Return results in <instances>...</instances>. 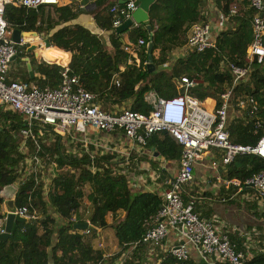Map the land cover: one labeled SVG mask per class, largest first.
I'll return each mask as SVG.
<instances>
[{"label":"trees","instance_id":"obj_1","mask_svg":"<svg viewBox=\"0 0 264 264\" xmlns=\"http://www.w3.org/2000/svg\"><path fill=\"white\" fill-rule=\"evenodd\" d=\"M99 7L91 10L96 25L107 32V42L96 32L79 23H70L79 11L69 3H42L37 7H26L6 3L4 17L9 27L21 30H36L48 34L51 46L69 52V71L79 75L80 82L95 92L96 101L104 109L115 106L126 107L148 113L152 106L144 94L149 89L161 96H170L184 90L181 75L197 79L188 92L194 96L213 95L220 103L219 93L231 87V102L228 107L237 113L227 117L226 128L234 142L254 145L264 134V54L262 61L256 58L245 78L232 84V74L224 65L232 60L244 65L247 45L252 39L251 18L254 8L249 0H212L217 11L226 17L215 34L213 46L201 51L186 49L173 56L172 49L183 45L186 33L194 21L210 19L207 0H154L148 14L151 35L139 23L118 33L111 24L109 7L119 0H94ZM106 3V4H105ZM237 11L229 14L232 4ZM53 6L57 22L50 13L43 12V5ZM264 17V9L262 11ZM46 21V26L42 23ZM128 38L124 37V35ZM145 42L137 46L136 55L126 62L130 42L138 37ZM151 41L155 68H146L147 43ZM264 45V34L262 38ZM17 53L20 66L9 67L7 80H27L40 86L54 87L60 80L62 66L44 59L36 60L33 51L26 52V46ZM28 56L34 75L30 77L24 57ZM120 65H123L121 68ZM117 72L119 84L109 87V80ZM251 96L258 110L237 104L238 98ZM110 110V109H109ZM229 114V113H228ZM25 125L22 114L0 104V191L7 184L16 186L15 204H30V209H41V214L24 220H14L11 238H0V264H211L191 257L179 260L168 252H159L154 260L146 262L149 254L146 246L138 243L131 249V243L142 234L143 221L153 214L161 202V196L152 190L131 188L126 172L116 151H95L84 149L70 152L62 148L63 139L58 133L50 146L40 139L42 150L51 152L56 167L68 165L65 170L57 169L50 177L51 184L43 186L41 170L26 172L24 157L33 149L31 139H26L27 151H22L20 128ZM67 138L65 135L63 138ZM145 146L158 151L166 158H179L181 144L167 130H155L147 138ZM47 151V152H48ZM264 167V158L250 152L238 153L226 164V176L243 180ZM37 180V182H36ZM91 203L89 220L92 227L88 233L74 227L77 210L84 197V186ZM29 190L30 193H29ZM30 196V199H29ZM4 198L0 196V217ZM56 212V216L52 215ZM112 227L119 249L111 256H105L103 249L90 239L98 234V228ZM127 250L120 262H114ZM108 259V260H107ZM212 264H223L215 261ZM247 264H264V252L249 259Z\"/></svg>","mask_w":264,"mask_h":264},{"label":"built area","instance_id":"obj_2","mask_svg":"<svg viewBox=\"0 0 264 264\" xmlns=\"http://www.w3.org/2000/svg\"><path fill=\"white\" fill-rule=\"evenodd\" d=\"M58 2L59 0H0V104L16 110L24 118L25 125L20 128L22 139L19 148L27 151V138L33 143V149L24 157L26 172L42 171L46 157L41 154L40 139L47 129L60 136L70 135L72 139L80 140L85 149L88 144H95L97 141V137L89 133L90 129L104 133L120 131L132 143L141 146H145L148 136L153 131L167 130L181 144L178 158L179 168L176 174L167 180L160 194L159 207L144 219V230L140 237L131 243L129 249L141 243L149 252H152L155 248L164 246L171 231L175 230L177 239L166 244L164 252L170 253L179 260L193 258L192 254H194L195 260L201 259L211 264L217 260L223 264H247L246 254L236 247L228 234L218 230L211 219L200 217L193 209V201L185 200L182 195L183 185L193 180L194 164L202 158L204 150L220 149L222 165L228 164L238 153L243 152L254 153L264 158V134L259 136L254 145L234 142L229 137L226 124L228 107L231 102V87L219 93L220 103L218 104L213 95L197 97L189 93V87L193 86L197 80L188 75H181L184 90L180 93L161 96L153 89L145 92L144 97L151 104L152 109L144 113L126 107L118 110H107L101 107L96 101V93L83 86L78 74L70 73V58L64 64L56 62L62 68L60 69V80L54 87L40 86L27 80H7L6 74L11 57L22 51V46H26L30 40L26 39L25 35H21L18 42L12 39V28L9 27L4 17L5 4L37 7L42 3ZM86 4L80 2L79 8H87ZM137 4L138 0L113 3L108 9L111 13L110 25L115 28L126 18H131L132 11ZM249 4L254 8V13L251 18L252 39L247 45L244 56L246 63L240 65L232 60H225L224 63L232 74V84L245 78L253 59L256 58L260 62L264 54L262 42L264 0H249ZM236 11L237 4L234 3L229 8V14ZM134 25H136L135 22L130 27ZM103 31L104 29L100 28L96 33L101 34ZM215 34L209 20L194 21L187 32L184 51L186 49L201 51L213 46ZM144 42V38L140 36L130 42L126 57L127 63H130L136 55L137 46L139 47ZM36 44L37 48L43 46L45 42L41 37V41H37ZM39 57L49 62L43 55L39 54ZM120 67L122 68L123 65ZM118 84L119 75L115 72L109 80V87ZM208 100L210 106L206 105ZM237 104L249 106L252 112L258 110V105L251 96L238 98ZM107 150L110 148H105L101 152ZM51 163L55 170L69 167L68 165L56 167V161ZM212 164L215 166L216 162L213 161ZM53 174L54 172H51L46 179H43L44 187L51 184L50 177ZM223 182L228 185L249 187L258 196L264 197V167L243 180L226 176ZM29 206H31L29 203L15 204L11 211L26 218H32L37 215V208L30 209ZM7 210L0 217V232L4 230ZM89 214L90 210L86 209L85 217L82 219L91 224ZM89 228L91 227L83 230L88 233ZM98 245H102L101 242H98Z\"/></svg>","mask_w":264,"mask_h":264},{"label":"crops","instance_id":"obj_3","mask_svg":"<svg viewBox=\"0 0 264 264\" xmlns=\"http://www.w3.org/2000/svg\"><path fill=\"white\" fill-rule=\"evenodd\" d=\"M80 2L87 3L86 6L88 7L85 10L79 11L77 16L68 22L79 23L93 32H98L100 27L96 25L93 14L91 13L92 9L99 7L95 4L94 0H59L58 3L73 4L74 8L78 9ZM207 8L210 13L209 21H212L211 25L215 33L223 24L220 23L221 18L220 20L217 19L219 17L217 16L218 11L217 7L214 5V1L210 0L207 4ZM224 22L226 24L227 21ZM101 34L102 39L107 42V32L103 31ZM124 37L128 38L127 34ZM185 45L186 37L183 45H178L174 47L173 50H176L175 48H185ZM52 48H54V46ZM39 49L33 51L36 60L40 59L39 54L43 55V53L39 52ZM48 53L50 55L54 54V57L57 58L64 53L70 56L69 52H63L59 49H55V51L54 49L50 50ZM58 61L59 58L56 59L55 62ZM20 63L18 55H16V57L11 60L10 66L16 68L20 66ZM232 112L235 111H233V109L228 110V117L235 114ZM89 133L91 135L96 134L98 137L103 138L105 143L107 140L109 143H121L120 149H122V153L124 154V161H121L122 169L126 172L128 182L134 190H152L161 194L162 189L166 186L167 180L173 177L178 171V158H166L160 155L158 151L153 150L152 147L149 148L137 143H132V141L120 131H113L111 133L102 132L101 135H98L99 132L90 129ZM67 136L69 137L70 135ZM97 136L93 137L96 138ZM62 139L63 143L66 144L63 136ZM101 144L102 143L99 141L95 142L94 146L96 150ZM73 150H75V148H73ZM220 155L221 150L217 148H209L202 152V158L196 162L193 167V180L183 185L182 195L185 200L193 201V209L200 217L211 219L218 230L227 233L230 240H232L236 244V247L242 250L249 259L259 252H264V197L258 196L249 187L225 184L223 178L226 177V165L221 164ZM213 161L216 162L215 166L212 164ZM12 197H15V191ZM3 198L2 210L5 212L8 208L5 204L6 198ZM82 203L88 204L89 201H82ZM81 209L82 205H80L77 210V218H82L78 217L79 214H81L79 213ZM52 215L56 216L57 214L56 212H52ZM107 228L110 232L111 227ZM104 231L105 228H98V234ZM91 239H95L96 241L100 240L96 237ZM176 239L177 234L176 231L173 230L165 240L164 246L157 247L152 252L146 249V252L149 254L148 258L152 257L151 259L154 260L157 253L165 251L166 244ZM95 240L92 242L96 245ZM111 240L114 242L116 241L115 239L113 240V238H111ZM192 256L194 259V254H192ZM47 264L53 263L49 261Z\"/></svg>","mask_w":264,"mask_h":264},{"label":"rangeland","instance_id":"obj_4","mask_svg":"<svg viewBox=\"0 0 264 264\" xmlns=\"http://www.w3.org/2000/svg\"><path fill=\"white\" fill-rule=\"evenodd\" d=\"M209 1L210 0H207L206 1V6H207V4L209 3ZM83 10H85V9H83ZM43 12H44V15H46L45 13H50L51 14V16L52 17H54L52 20H54L55 22H57V13H56V11L54 10V8H53V6L52 5H43ZM218 15V17L219 18H217L218 20H220V18H221V24H225V22L224 21H227V19H226V17L225 16H223L222 15V13L221 12H219L218 11V13H217ZM210 22H212V21H210ZM218 23V22H217ZM42 26H46V21H44L43 23H42ZM220 26V25H219ZM222 26V25H221ZM33 29H30V30H24L25 32H29L30 34H32L33 36H29L28 38H30V37H34L35 35L33 34V33H31V31H32ZM97 32V31H96ZM48 34H46V32H41V33H39V37L38 36H36V39L35 40H30L28 43H30V42H34V43H37V41L38 42H40L41 41V37L43 38L44 36H47ZM100 36H101V34H99ZM125 36V35H124ZM40 38V39H39ZM27 43V44H28ZM51 47H53V46H51ZM55 49H57L56 47H54V51H55ZM176 50H173L172 49V55L173 56H176V55H180V53H183L184 52V49L185 48H175ZM53 50V49H52ZM61 51V50H60ZM176 51V52H175ZM44 55H46V56H44L47 60H49V62L50 61H56V59H58L57 57H54V54H44ZM42 59V58H41ZM40 59V60H41ZM9 71V70H8ZM99 105L102 107V104H100L99 103ZM206 105L207 106H210V102H209V100L208 101H206ZM122 107H120V106H115V107H112V108H108V109H110V110H118V109H121ZM234 113H237V110L234 112ZM101 133L102 132H99L98 133V135H101ZM93 136H97L96 134H92ZM65 136V135H64ZM55 134H54V132H52L51 130H48L47 129V131L46 132H44V134L42 135V142L44 143V145H47V146H50V144H51V142L55 139ZM78 137V136H77ZM64 140H65V143L66 144H64V143H62V148L63 149H65L66 151L68 150V149H70V152L72 151V152H75V151H77V150H80V149H82L84 146L82 145V142L80 141V140H77V139H72L71 137L69 138L68 137V139L65 137L64 138ZM72 140V141H71ZM75 140V141H74ZM97 141H99V142H101L102 144L100 145V146H98V149L96 150V147L94 146V144H88L87 145V150L89 151L90 150V147L92 148V152H95V151H100L101 152V150H103L104 148H110V150H112V151H116L117 152V154H119V156H122V158H123V153H122V149H120L121 148V143H118V142H115V143H109V141L107 140V142L105 143V140L103 139V138H101V137H98L97 136ZM104 143V144H103ZM73 148H75V150H73ZM84 149H85V147H84ZM119 149H120V151H119ZM48 151V150H47ZM45 149H44V156L46 157L44 160V166H43V168H42V171H41V178H43V179H46L49 175H50V173L52 172H54L55 173V169H54V166L52 165V163L51 162H54L53 161V156H51V152H47ZM51 167H52V171H51ZM63 170H65V169H63ZM84 190H85V197H84V199H83V201H89L90 199H88L89 197L87 196L90 192V188H89V186L88 185H85L84 186ZM81 205H82V209L79 211V213H81V214H79V216L78 217H85V210L86 209H89L90 210V212H91V203H90V201H89V203L88 204H83V203H81ZM41 214V209H39V208H37V215H40ZM109 229L108 228H105V231L104 232H102L101 234H97L95 237L96 238H98V239H100L99 241H96L95 239H90L91 241H93V240H95V243H96V245H98V242H101V244L102 245H100V247L103 249V254L105 255V256H111L112 254H114V253H116L117 251H118V249H119V245L117 244V242H114V241H112L111 240V238H113V240L115 239V237H114V233H113V230H112V227H111V230H110V232L108 231ZM91 238H94V237H91ZM99 246V245H98ZM126 252H127V250L126 251H124L123 253V255H120V258H118V259H115V261L114 262H120L121 260H122V258L125 256V254H126ZM129 253V252H128ZM127 253V254H128ZM152 258V257H151ZM151 258H148L147 260H146V262H148L149 263V261H151L152 259ZM108 260V259H107ZM106 264V263H105Z\"/></svg>","mask_w":264,"mask_h":264},{"label":"water","instance_id":"obj_5","mask_svg":"<svg viewBox=\"0 0 264 264\" xmlns=\"http://www.w3.org/2000/svg\"><path fill=\"white\" fill-rule=\"evenodd\" d=\"M124 1L125 0H119V2H124ZM153 1L154 0H138V4L136 8L132 11L131 18H126L125 20H123L119 25L115 27V30L118 33H121L125 29L129 28L135 22L136 24H139V23L143 24L144 27L147 29V31H149V34L151 35V24H150L148 9H149L150 3ZM24 32H25L24 30H21L19 28H13L12 33H11L12 39L18 42L20 39V36L24 35ZM31 33H33L34 35H39L36 30H32ZM43 40L45 42V45L50 44L48 36H44ZM36 46L37 44L34 42L28 43L26 45V52L30 50L35 51ZM152 47H153V44L151 41H149L147 43V48H146V54H147L146 68L148 71H151L155 68V64L152 58ZM16 55L17 54H14L11 57V60L15 58ZM24 59H25L26 68L28 70V73L30 77H32L34 73L31 67L29 57L25 56ZM14 191H16V186L12 183L5 185L0 191V196L6 198L5 204L7 205V208H8L6 212L5 222H4V230L0 232V238L2 239L12 237L11 227H12L14 220L26 219V217L21 216L11 211L13 207L15 206L14 198L12 197ZM74 227L84 229L87 227H92V225L89 224L86 220H82V221H77L76 223H74ZM183 227L185 228L184 225Z\"/></svg>","mask_w":264,"mask_h":264},{"label":"bare ground","instance_id":"obj_6","mask_svg":"<svg viewBox=\"0 0 264 264\" xmlns=\"http://www.w3.org/2000/svg\"><path fill=\"white\" fill-rule=\"evenodd\" d=\"M24 35H25V38L29 39V40H32V39L35 40L36 36H37V35H35L34 37L28 38L29 36H33L29 32H24ZM39 48H41V49H39ZM37 49H39V52L43 53V55H44V54L48 53L50 50H52L54 48L51 47V44L47 45V46L45 44H43V46L37 47L36 50ZM58 57H59L58 63H61V64H64V63H66L69 60V54H67V53H64L63 55H60Z\"/></svg>","mask_w":264,"mask_h":264}]
</instances>
